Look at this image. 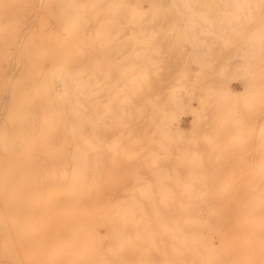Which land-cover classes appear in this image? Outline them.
<instances>
[{
    "label": "rangeland",
    "instance_id": "rangeland-1",
    "mask_svg": "<svg viewBox=\"0 0 264 264\" xmlns=\"http://www.w3.org/2000/svg\"><path fill=\"white\" fill-rule=\"evenodd\" d=\"M36 2L0 7V264H66L71 253L82 256L79 264H141L140 210L170 213L174 204L231 214L246 197L261 196L264 5H144L138 17L148 16L137 20L136 35L84 40L85 20L68 38L42 21L59 5ZM51 65L66 74L54 76ZM69 107L77 120L83 113L73 119L81 127L68 125ZM154 199L164 208L149 206ZM58 252L69 257L56 263Z\"/></svg>",
    "mask_w": 264,
    "mask_h": 264
},
{
    "label": "bare ground",
    "instance_id": "bare-ground-1",
    "mask_svg": "<svg viewBox=\"0 0 264 264\" xmlns=\"http://www.w3.org/2000/svg\"><path fill=\"white\" fill-rule=\"evenodd\" d=\"M39 6L40 5H59V7L57 8V11L55 13H50L47 9V7L45 8L46 10V16H44V18H41V14L40 18L46 21V24L48 21H53L54 24L58 25L56 28L57 31H62L63 33L67 32L68 30H70V32H72L74 30V28H78L80 25V20H85V31L83 32V39L87 40L89 38L92 37V35H102V36H107V37H119V36H134L135 34V26L137 25V20L139 19H143L141 16L144 13H141V15L138 17V15L140 14V11L143 9L144 5H264V0H37L36 2ZM2 6V8H6L9 5H28L29 6V0H0V7ZM98 5H101V7H99ZM36 6V5H35ZM38 6V7H39ZM37 7V8H38ZM149 7V6H148ZM238 7V6H237ZM28 8V7H27ZM150 8V7H149ZM179 8V7H178ZM239 9V8H238ZM36 10V9H34ZM30 11V10H29ZM40 11V10H39ZM93 11V12H92ZM33 12V11H32ZM37 12V11H36ZM43 12V11H42ZM38 13V12H37ZM36 13V14H37ZM9 14V13H7ZM13 15V13H10ZM39 14V13H38ZM82 14L85 15V19H82ZM146 14V13H144ZM152 15V13H151ZM149 19H153L154 15L151 16ZM3 16V15H2ZM38 18V15H35ZM148 16V15H147ZM146 15L144 17H147ZM236 16V15H235ZM9 17H11L9 15ZM39 18V19H40ZM230 18V17H229ZM139 19V21H141ZM148 21L146 22H149ZM191 19V18H190ZM191 21V20H190ZM33 22V21H32ZM35 22V21H34ZM33 22V23H34ZM151 22V21H150ZM149 22V23H150ZM191 23V22H190ZM36 24V23H35ZM38 24V23H37ZM43 24V23H42ZM45 24V25H46ZM54 24L53 27L52 26H48L54 28ZM24 25V24H23ZM95 25L97 26V28L95 29ZM143 25H144V21H143ZM146 25L144 26V28L142 29V31H147L145 30ZM36 27H38V25H35ZM69 26V28H67ZM39 28V27H38ZM41 28V27H40ZM47 28V27H46ZM54 28L53 32L56 31ZM51 29V28H50ZM73 29V30H72ZM38 29H35V31ZM48 30V29H47ZM52 30V29H51ZM137 30V29H136ZM4 31V30H3ZM26 30H24L25 32ZM87 31V32H86ZM28 32V31H27ZM39 32V31H38ZM47 32V31H46ZM50 32V31H49ZM69 32V33H70ZM18 33V31H17ZM36 33V32H35ZM64 33V34H65ZM137 33V32H136ZM144 33L145 32H141ZM19 34V33H18ZM40 34V33H39ZM53 37L54 34L51 33ZM201 34V33H200ZM57 35V34H56ZM68 35V33L65 34V36ZM136 35V34H135ZM64 36V35H63ZM72 36V35H71ZM187 36V35H186ZM77 37V36H74ZM73 37V38H74ZM24 38V36H23ZM57 38V37H56ZM67 38V37H66ZM69 38V35H68ZM98 38V37H97ZM125 38V37H124ZM21 39V38H20ZM29 39V38H28ZM37 39V38H36ZM54 40V37H53ZM59 41V39H58ZM82 41V39H81ZM51 42V40H50ZM39 43V42H38ZM37 43V44H38ZM15 44V43H14ZM83 44V41H82ZM14 46V45H13ZM39 47V46H38ZM68 47V46H67ZM20 48V46H19ZM47 49V47H46ZM12 52V51H11ZM81 53V50L79 49V51ZM69 55H75L76 56V52L74 53L73 51L68 52ZM22 54V52H21ZM23 55H21L22 57ZM82 55H79V57ZM24 57V56H23ZM67 57V56H66ZM72 57V56H71ZM26 58V57H25ZM12 59V57H11ZM22 59V58H21ZM72 59V58H71ZM19 60V59H18ZM12 61V60H11ZM9 61V62H11ZM66 62V58L64 60ZM65 62L63 64H65ZM97 62V61H96ZM20 63H22L20 61ZM67 63V62H66ZM16 65V64H15ZM59 65V64H58ZM68 66V64H66ZM75 65V64H74ZM9 66V65H8ZM7 66V67H8ZM21 66V65H20ZM54 65H51V67H53ZM18 67V65H17ZM57 69L61 68V71L58 70L57 72L60 73L63 72L64 70H66V68H64L65 66L62 67H58L56 65ZM14 68V67H13ZM72 68V67H71ZM86 68V67H85ZM9 69V68H8ZM53 70H55V72L53 71V74L56 73L58 75V73L56 72V68H50ZM79 69V68H77ZM63 70V71H62ZM76 70V69H73ZM9 71V70H8ZM19 72V71H18ZM69 73V71H67ZM78 72V71H76ZM22 73V72H21ZM52 72H50L51 74ZM66 74V72H63V74ZM65 75L66 77L68 76ZM72 73H74V71H72ZM52 74V75H53ZM76 74V73H74ZM9 75V74H8ZM52 75H50L52 77ZM19 76V75H18ZM39 76V75H38ZM49 76V78L51 79V77ZM55 76V74H54ZM53 76V77H54ZM60 77H62L63 75H60ZM65 76L63 78H65ZM35 77V76H34ZM40 77V76H39ZM45 77V76H44ZM57 77V76H56ZM70 77V78H69ZM66 80H73V78L71 76H69ZM37 78V77H36ZM46 78V77H45ZM26 79V78H25ZM10 80V79H9ZM9 80H7V82H9ZM45 81V79H43ZM60 81V80H59ZM6 83V82H5ZM4 83V84H5ZM63 82H61L60 84H62ZM50 82H49V86H50ZM72 84V83H71ZM7 85V84H6ZM46 85V84H45ZM44 85V86H45ZM70 85V84H69ZM29 86V85H28ZM43 86V87H44ZM63 86V84L61 85ZM66 86V85H65ZM12 87V86H11ZM18 87V86H17ZM52 87V86H50ZM75 87V86H74ZM74 87L72 86V88L74 89ZM81 87V86H80ZM61 90L62 87H60ZM47 91V87L45 88ZM72 89V92H74V90ZM12 90V89H11ZM20 91V90H19ZM45 91V90H44ZM6 92V91H4ZM65 92V91H64ZM47 93V92H46ZM62 93V92H61ZM69 92V94H61L62 96L65 97V95H69L71 96V93ZM97 93V92H96ZM58 93H56V97L58 100V97H60L58 95ZM81 94H78V96ZM82 96V95H81ZM53 97V99H54ZM73 97V95H72ZM84 97V96H83ZM82 97V98H83ZM5 98V97H4ZM75 96L73 97V101H72V106L70 105V107H73V104L75 105V101H74ZM81 98V99H82ZM6 99V98H5ZM4 99V100H5ZM64 100H66L65 98H63ZM56 101V100H55ZM68 101V102H67ZM70 99L66 100L67 103L70 104ZM83 101V100H81ZM60 102V101H58ZM5 103V102H3ZM66 103V104H67ZM83 103V102H82ZM78 105V104H77ZM88 106V105H87ZM3 107V106H2ZM12 107V106H11ZM15 107V106H14ZM26 107V105H25ZM24 107V108H25ZM67 109V111L69 112V116H70V111L71 115H76L75 113L79 111H76L75 109V113L73 112L74 108ZM78 107V106H77ZM82 107V105L80 106V108ZM7 108V107H6ZM2 109V108H1ZM83 109V108H81ZM26 110V109H25ZM24 110V111H25ZM3 111V109H2ZM84 111V109H83ZM27 112V111H26ZM77 113V114H78ZM16 114V113H15ZM28 113H26L27 116ZM6 115V114H5ZM13 115V114H12ZM79 115L83 116V113H80ZM80 116V117H81ZM3 117V116H1ZM6 117V116H5ZM71 117V116H70ZM77 117V115H76ZM79 117V118H80ZM85 117V116H84ZM15 118V117H14ZM78 118V120H79ZM76 119L75 116L74 118L71 117L70 120L72 121H68V125L72 127L73 125H78L79 123L81 124V121L77 124H75V120ZM1 120V119H0ZM77 120V119H76ZM77 120V121H78ZM67 120H64L62 122H64V124L66 123ZM72 122V123H70ZM87 122V121H86ZM83 123V122H82ZM4 124V122H3ZM47 124V123H46ZM62 124V123H61ZM42 125V124H41ZM43 126V125H42ZM47 126V125H46ZM75 126V127H76ZM79 126V125H78ZM77 126V127H78ZM85 126V125H84ZM9 127V126H8ZM65 127V125H64ZM63 127V128H64ZM72 127V128H75ZM81 127V125L79 126ZM2 129V128H1ZM11 129V128H10ZM4 130V129H3ZM2 130V131H3ZM7 130V129H6ZM5 130V132H6ZM36 130V129H35ZM71 130V129H70ZM74 130V129H73ZM76 131L78 129H75ZM1 131V132H2ZM14 132V131H13ZM54 132V131H53ZM70 132V131H68ZM34 133V132H33ZM40 135V134H39ZM73 135V134H72ZM5 136V135H4ZM42 138V134L40 135ZM63 136V135H62ZM48 137V136H47ZM45 138V137H43ZM63 138V137H62ZM51 139V138H50ZM69 139V138H68ZM2 140V138H1ZM0 143H3L1 142ZM43 141V139H42ZM69 141V140H68ZM74 142V141H73ZM70 143V142H69ZM68 143V144H69ZM82 143H89V142H83ZM3 144H1L2 146ZM61 145V144H60ZM72 145V144H71ZM74 146V145H73ZM80 146V147H79ZM79 148H82V145H79ZM86 146V145H85ZM88 147L90 145H87ZM42 147V146H41ZM76 146V148H78ZM74 148V147H73ZM75 148V150H76ZM22 149V148H20ZM59 149V148H58ZM74 150V149H71ZM74 150V151H75ZM25 150L22 149L21 153H23ZM73 151V152H74ZM82 151V150H81ZM77 152V153H76ZM44 153V152H42ZM72 153V152H71ZM80 153V150H79ZM78 149L74 152V154H78ZM82 156L85 157V152H81ZM1 154V153H0ZM60 154V153H59ZM73 154V153H72ZM77 156L76 159H74V161L81 156ZM1 156V155H0ZM72 157H70V161L72 162L73 160H71V158H75L73 157V155H70ZM2 157V156H1ZM81 158V157H80ZM3 159V158H1ZM82 159H84L82 157ZM86 159V158H85ZM36 161V160H35ZM67 161V160H64ZM75 161V162H76ZM74 162V163H75ZM81 162V161H79ZM78 162V163H79ZM85 162V161H84ZM45 163V162H44ZM67 163V162H66ZM73 163V162H72ZM77 163V162H76ZM77 163V164H78ZM46 164V163H45ZM71 164V163H70ZM86 164V162H85ZM36 165V164H35ZM51 165V164H50ZM53 165V164H52ZM71 166H75V165H71ZM79 167V165H77ZM76 166V167H77ZM87 166V165H86ZM262 167V179H263V189L261 192V196L260 197H246L245 199H243L240 203H237L235 200L234 202L238 204H236V207L239 209L238 212L236 213H231V214H224V213H219V212H192L191 210H187V208L181 210L178 207L175 210V207L172 206H176V205H172L169 206L167 205V208H174V212L170 211V213H162L159 212V210H157L156 208L154 209L153 207H150V209H154V212H149V213H145L143 211L140 210V212H138L136 214V218H137V231H136V235H135V240L137 243V262H140L141 264H264V164L263 166L260 165ZM61 167V165H60ZM80 168V167H79ZM84 168V167H83ZM73 169V168H72ZM70 168V170H72ZM86 168H84L85 171ZM76 171V169H73ZM48 171V170H47ZM50 171V170H49ZM82 171V170H81ZM89 171V170H88ZM37 172V169H36ZM74 172V171H73ZM46 173V172H44ZM71 173V172H70ZM79 173V171H78ZM76 174V173H75ZM55 175V174H54ZM63 175V174H62ZM79 176L81 175L80 173L78 174ZM89 175V174H88ZM76 176V175H75ZM84 176V175H83ZM82 177V176H81ZM86 177V176H85ZM88 177V176H87ZM60 178H64L60 177ZM75 178V177H74ZM74 178L72 177V180L74 181ZM80 178V177H79ZM66 179V178H64ZM77 179V178H76ZM62 180V179H60ZM59 180V181H60ZM22 181V180H21ZM69 181H71V177L69 178ZM68 181V183H69ZM78 182V180H77ZM35 183V182H34ZM90 184V182L88 183ZM86 184V185H88ZM60 185V184H59ZM70 185V184H68ZM79 186V184L77 185ZM84 186V185H83ZM61 187V186H60ZM70 187V186H69ZM80 187H82L80 185ZM79 187V188H80ZM86 187V186H85ZM64 188V187H63ZM73 188V187H71ZM61 189V188H59ZM66 189V188H65ZM68 189V187H67ZM62 190V189H61ZM60 190V191H61ZM73 190V189H72ZM76 190V188H75ZM140 190V189H139ZM138 190V191H139ZM64 190H62L63 192ZM67 191V190H66ZM150 191V190H149ZM147 191V193L149 192ZM49 192V190H48ZM79 192H81V190H79ZM77 192V193H79ZM67 193V192H66ZM76 193V192H75ZM74 193V194H75ZM143 193V192H142ZM81 194V193H80ZM73 195V194H72ZM78 196V195H76ZM80 196V195H79ZM165 198L166 197H162ZM48 199V198H47ZM160 199V198H159ZM164 201L167 202V199ZM170 199V198H169ZM168 199V200H169ZM78 200V199H77ZM77 200L75 203H77ZM82 200V199H81ZM153 200V199H152ZM156 199H154L153 202H157L155 201ZM161 200V199H160ZM159 200V201H160ZM172 200V199H171ZM168 201L167 204H169V202H173L172 201ZM188 201V199H186ZM194 201H196L195 199H193ZM80 201V200H79ZM151 200H149L150 202ZM157 202V203H161V205H163V202ZM163 201V199H162ZM240 201V200H238ZM233 202V204H234ZM121 203V201H120ZM133 203V202H131ZM177 203V202H176ZM185 203V202H184ZM207 203V202H206ZM119 204V203H118ZM180 204V203H179ZM189 206H191L190 203H188ZM219 204V203H218ZM38 205V204H37ZM125 205V204H124ZM149 206H154V203L151 204V202L148 204ZM198 205L197 203L195 204V206ZM204 205V204H202ZM207 205V204H206ZM213 205V204H211ZM232 205V204H231ZM131 206V205H130ZM182 206V205H181ZM214 206V205H213ZM183 207H185L183 205ZM193 207V205H192ZM199 207V206H197ZM207 207V206H205ZM226 207V206H225ZM123 208V207H122ZM126 208V207H125ZM123 209L122 211L126 210ZM140 208V207H138ZM137 208V209H138ZM164 208V205H163ZM204 208V207H203ZM209 208V207H208ZM207 208V210H208ZM222 208V207H221ZM119 209V208H118ZM141 209V208H140ZM152 209V210H153ZM180 212H178L179 210ZM198 209V208H197ZM216 209V208H215ZM128 210V208H127ZM155 210H157L158 212H155ZM178 210V211H177ZM185 210V212H184ZM106 211V210H105ZM121 211V214H122ZM130 211V209H129ZM132 211V210H131ZM138 211V210H137ZM169 212V210H167ZM176 211V212H175ZM182 211V212H181ZM190 211V212H189ZM125 212V211H124ZM32 214V213H31ZM127 214V213H126ZM129 214V213H128ZM110 216H112L110 214ZM124 216V214H123ZM111 218V217H110ZM113 218V216H112ZM122 218V217H121ZM64 219V218H63ZM112 219H110L111 221ZM117 220V218H116ZM124 221V219H120L121 221ZM127 220V219H125ZM30 221V220H29ZM35 221V220H34ZM119 221V220H117ZM130 221V220H129ZM133 221V220H132ZM135 222V221H134ZM48 223V222H47ZM97 223V222H96ZM109 223V222H108ZM122 223V222H121ZM125 223V222H123ZM100 224V223H98ZM11 225V224H10ZM92 225V224H90ZM94 225V224H93ZM124 224H121V226ZM134 225V223H133ZM120 226V225H119ZM125 226V225H124ZM124 226H122L124 228ZM106 227V226H105ZM109 227V226H107ZM114 226H112L113 228ZM116 227V226H115ZM118 227V226H117ZM134 227V226H133ZM111 228V227H110ZM111 228V229H112ZM8 229V228H7ZM51 229V228H50ZM55 229V228H54ZM57 229V228H56ZM80 229V228H79ZM121 229V227H120ZM131 229H135L132 228ZM49 230V229H48ZM89 231V229H86V231ZM100 230V229H99ZM110 230V229H109ZM117 230V229H116ZM82 231V230H81ZM80 231V232H81ZM85 231V230H84ZM108 231V230H107ZM114 231V230H113ZM121 231V230H120ZM123 231V229H122ZM47 232V231H46ZM97 232V231H96ZM79 233V231H78ZM99 233V232H97ZM124 233V232H123ZM74 234V232H73ZM80 234V233H79ZM87 234V233H86ZM83 234V235H86ZM90 234V232H89ZM106 234V233H105ZM104 234V235H105ZM113 234H116L113 232ZM16 235V234H15ZM77 235V234H76ZM121 235V234H120ZM124 235V234H123ZM122 236V235H121ZM71 236L70 238L72 239ZM87 237V236H86ZM86 237H84L86 239ZM102 237V236H101ZM116 239V236H113ZM134 237V236H133ZM47 238V237H46ZM69 238V237H68ZM67 238V239H68ZM78 238V237H77ZM83 238V237H82ZM89 238V237H88ZM99 238V236H98ZM105 237L102 238V241H104ZM76 239V236H75ZM74 239V242H75ZM97 240V238H95ZM123 239V238H122ZM214 239H216V243L214 242ZM13 240V239H12ZM11 240V241H12ZM84 240V239H83ZM120 240V239H119ZM39 241V240H38ZM64 242V240H62ZM69 242L71 240H68ZM86 241V240H85ZM99 242L100 239H98ZM127 241V240H125ZM130 241V240H129ZM61 242V241H60ZM62 242V243H63ZM67 243V241H65ZM64 242V243H65ZM68 242V243H69ZM72 242V241H71ZM111 242V240H110ZM121 241H119V244ZM128 242V241H127ZM126 242V243H127ZM59 243V242H58ZM63 243V246H65ZM129 243V242H128ZM29 244V243H28ZM57 244V243H56ZM56 244L54 245L55 247ZM60 244V243H59ZM70 244V243H69ZM75 244V243H74ZM74 244L72 242L73 248H74ZM130 244V243H129ZM32 245V244H31ZM99 245V244H98ZM98 245H96L98 247ZM109 245V244H108ZM107 245V246H108ZM116 245L118 246L117 242ZM122 245V244H121ZM120 245V246H121ZM37 246V245H35ZM34 246V247H35ZM45 246V245H43ZM61 246V245H60ZM67 246V245H66ZM65 246V247H66ZM116 246V247H117ZM123 246V245H122ZM32 247V246H31ZM71 247V245H70ZM96 247V248H97ZM100 247V246H99ZM102 247V246H101ZM109 247V246H108ZM127 247V246H126ZM40 248V247H39ZM68 248V246H67ZM95 248V251H96ZM118 248V247H117ZM132 248V250H131ZM130 250L133 251L134 247H131ZM63 250L65 251V248H63ZM69 250V248H68ZM93 250V247H92ZM105 250V248H102V251ZM119 250V248H118ZM117 250V251H118ZM121 250V248H120ZM135 250V248H134ZM26 251V250H24ZM35 251H36V247H35ZM58 251H59V246H58ZM83 251V250H81ZM85 251V250H84ZM83 251V253H84ZM94 251V250H93ZM98 251V250H97ZM106 251V250H105ZM45 252V251H44ZM54 252V251H53ZM52 252V253H53ZM66 252V251H65ZM64 252V253H65ZM101 252V251H100ZM104 252V251H103ZM101 252V253H103ZM109 252V251H108ZM107 252V253H108ZM115 252V251H114ZM42 254H44L43 252H41ZM64 253H60L58 252V254H60V256H63L62 258L58 257L59 260L56 263H59L60 259L62 262V259L69 257L72 259V262L74 260V256H77L78 253H71L67 256H64ZM81 253V252H79ZM82 253V254H83ZM99 253V251L97 252ZM113 253V252H112ZM54 254V253H53ZM63 254V255H62ZM68 254V253H66ZM92 254H95V252ZM111 254V253H109ZM55 255V254H54ZM79 255V254H78ZM91 255V254H90ZM89 255V257H90ZM97 254H95L96 256ZM100 255V253H99ZM114 256L115 253H113ZM135 255V254H134ZM45 256V255H43ZM42 256V258H43ZM58 256V255H56ZM80 256V255H79ZM82 257V256H81ZM80 257V258H81ZM84 257V255H83ZM98 257V256H97ZM130 257V256H129ZM80 258L77 260L75 259L74 262L77 260L78 264H79V260ZM85 258V257H84ZM83 258V259H84ZM105 258V257H104ZM116 258V257H115ZM122 258V257H121ZM128 258V257H127ZM136 258V257H135ZM45 259V258H44ZM43 259V261H44ZM55 259V258H54ZM71 259H68V262L71 261ZM91 259V258H90ZM97 259H101L100 261L102 262V258H97ZM95 259V260H97ZM114 259V257H113ZM50 260V259H49ZM85 260V259H84ZM83 260V262H84ZM87 260V258H86ZM85 260V261H86ZM89 260V259H88ZM92 260V259H91ZM131 260V259H130ZM119 261V259H118ZM136 261V260H135ZM48 262V261H47ZM67 262V263H68ZM87 262V261H86ZM92 262V261H91ZM108 262V261H107ZM114 262V261H113ZM129 262V261H128ZM50 264V262H48ZM66 263V264H67ZM104 263V261H103ZM69 264V263H68ZM71 264V262H70ZM73 264V263H72ZM91 264H95L94 261ZM128 264V263H127ZM131 264V263H130Z\"/></svg>",
    "mask_w": 264,
    "mask_h": 264
}]
</instances>
